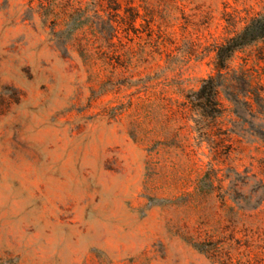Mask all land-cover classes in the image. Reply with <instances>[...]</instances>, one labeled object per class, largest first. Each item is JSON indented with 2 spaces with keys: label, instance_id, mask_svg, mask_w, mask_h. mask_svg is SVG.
<instances>
[{
  "label": "rangeland",
  "instance_id": "rangeland-1",
  "mask_svg": "<svg viewBox=\"0 0 264 264\" xmlns=\"http://www.w3.org/2000/svg\"><path fill=\"white\" fill-rule=\"evenodd\" d=\"M201 3L0 0V264H264V41Z\"/></svg>",
  "mask_w": 264,
  "mask_h": 264
},
{
  "label": "trees",
  "instance_id": "trees-1",
  "mask_svg": "<svg viewBox=\"0 0 264 264\" xmlns=\"http://www.w3.org/2000/svg\"><path fill=\"white\" fill-rule=\"evenodd\" d=\"M157 1V0H150ZM169 4L168 8H176L175 11L168 9L165 15L163 16L164 22L178 21L179 18L176 17L175 12L179 13V15L185 19H197L202 18L204 16L208 17L212 15V12L209 11L212 9L213 5L208 6L205 3H201L203 0H164ZM217 1V0H215ZM229 0H222L223 5H228ZM179 4V5H178ZM200 4V5H197ZM219 5L216 4L215 7ZM189 7H193L191 9L192 14L188 15L186 10ZM243 8L246 13V18H243L245 21L244 28L234 35L233 37L226 39L224 43L220 45H216L215 52V66L218 70L222 71L226 68L227 64L231 61L233 56L240 50H244L249 48L255 44L264 41V0H243ZM157 11L151 10L150 15L154 22V19L157 15ZM223 15H229L226 10H224ZM212 17V16H211ZM212 78L204 81L202 89L195 93L194 96L196 98H200L203 94L206 86L212 84Z\"/></svg>",
  "mask_w": 264,
  "mask_h": 264
}]
</instances>
